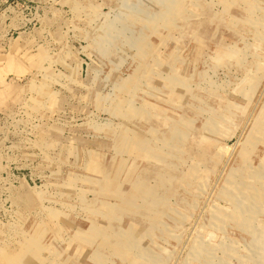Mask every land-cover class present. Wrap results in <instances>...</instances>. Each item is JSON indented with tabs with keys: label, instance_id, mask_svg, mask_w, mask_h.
<instances>
[{
	"label": "rangeland",
	"instance_id": "1",
	"mask_svg": "<svg viewBox=\"0 0 264 264\" xmlns=\"http://www.w3.org/2000/svg\"><path fill=\"white\" fill-rule=\"evenodd\" d=\"M0 264H264V0H0Z\"/></svg>",
	"mask_w": 264,
	"mask_h": 264
}]
</instances>
